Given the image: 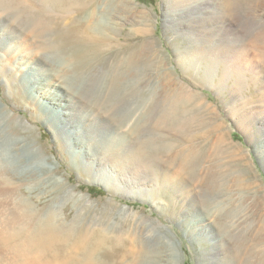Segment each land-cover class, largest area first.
<instances>
[{"label": "rangeland", "instance_id": "1", "mask_svg": "<svg viewBox=\"0 0 264 264\" xmlns=\"http://www.w3.org/2000/svg\"><path fill=\"white\" fill-rule=\"evenodd\" d=\"M13 1L28 8L26 0H0L4 9L10 4L0 11V231L53 220L63 228L111 230L134 249L140 242L147 264H234L236 257L264 264V92L249 73L228 70L226 58L204 56L208 49L217 54L227 39L254 35L264 66V0H240L241 26H224L214 16L220 0H132L136 27L148 22L151 33L127 40L134 27L127 23L116 37L139 45L149 40L154 66L152 83L128 76L118 90L134 85L138 92L122 110L123 123L91 101L106 94L115 57L88 70L68 67L64 55L32 63L10 31L23 34L29 13ZM108 18L100 14L99 21ZM46 67L64 77L75 97L64 93L61 104ZM151 122L149 167L145 157L137 163L127 154L137 150L136 141L142 145ZM104 146L117 159L103 156ZM189 148L198 154L187 168L181 163ZM226 191L231 197L221 196ZM14 260L0 245V264Z\"/></svg>", "mask_w": 264, "mask_h": 264}, {"label": "bare ground", "instance_id": "2", "mask_svg": "<svg viewBox=\"0 0 264 264\" xmlns=\"http://www.w3.org/2000/svg\"><path fill=\"white\" fill-rule=\"evenodd\" d=\"M21 2H17L18 4H13L14 1L10 3L15 5V7L20 5L21 8L24 4V2ZM25 2V6L28 8L24 9V6L22 8L29 13L25 12L27 17L29 15V20L25 22L28 26L23 29V34L16 37V30L10 31L14 38L18 40L16 43L27 46V52L25 53L29 60L34 64L45 65L46 54L64 55L70 62L69 66L67 64L65 66L74 70H88L98 62H103L107 65L108 60L111 57H115L116 66L113 68L114 71L108 80L106 94L102 97L93 98L91 101L100 111L113 112L112 116L118 123L125 122L126 118L122 114V110L127 105V101L138 98V92L134 85L130 87L131 90L129 92H119L118 90L126 87L128 76L136 77L142 75V84L145 87L152 83L153 79L154 62L151 42L145 38L141 45L124 43L121 38L116 37L123 31L127 23L134 25L131 33L129 32L125 36L127 40L136 38L138 35L145 37L150 35V23H143L142 29L136 27L138 17L135 11L136 4L132 0H26ZM239 4L242 5L240 0H220L216 5L217 7L213 9L214 16L215 14L219 15L218 17L224 21V26L233 24L241 26L240 14L243 9L240 10L242 6L238 8ZM9 5L4 9L3 3L0 2V11L7 10ZM105 13L109 17L108 21L107 23H101L99 16ZM214 18L213 23L218 24L219 20L216 21ZM2 19H4V14L0 12V23L4 22ZM247 24L249 25V23ZM248 25L245 27H249ZM237 29L239 28L237 27ZM247 33L244 34L247 35ZM244 36L243 38L241 37L243 39H241V42L240 38L237 40L240 42L239 44L236 40L235 43L231 44L227 39L223 48L219 49L217 47V54L210 53L211 50L209 49L205 50V59L211 61L214 60L215 56L226 58L229 62L226 66L228 70L236 67L237 71L249 73L252 77L253 86L257 84L258 92H264V82L262 83L264 81V66L262 62L258 61L259 49L257 43L260 38L254 35L252 37L247 35L248 37L244 39ZM20 48H13V51L21 54ZM31 69H35L34 66ZM43 71L46 77L49 76L53 79L50 84L62 91L58 95L62 105L67 98L64 99V93H69L75 97L64 77L62 80L58 79L51 67H46ZM114 97L119 99H114ZM151 102L147 106L148 113L155 110L154 108L156 107L155 103ZM74 103L77 104L75 101ZM64 106H67V104ZM148 120L151 119L149 118ZM152 126L151 122L144 128L143 134L146 135L145 139L144 136L142 137L144 139L141 143L142 145L139 144V141H136L135 144L138 147H134L137 150L135 149L136 151L132 152L130 150V153L127 154L130 158H133L134 162L136 160L137 163L139 161L143 163L144 160L142 161V159L144 157L146 158V165L148 164L149 166L150 162H153L151 160L154 143ZM194 150L189 148L184 152L181 166L190 167L191 161L194 159ZM99 151H101L103 156L117 159L114 148L110 146L100 147ZM120 159L121 157L118 158V161ZM196 160L198 159L194 161ZM14 169L18 170L19 168L15 167ZM27 169L28 167L26 166L22 170L26 171ZM162 174L165 175V172H162ZM9 177L15 178L16 175L11 173ZM167 179L172 180L170 176ZM227 193L230 192L226 191L221 196L225 197L228 195ZM214 194L216 195V193ZM228 196L231 197V194ZM229 217L230 215L226 214L223 220ZM8 226L0 231V245L4 250L13 253L15 257L14 264H147L149 261L146 262V258L149 256L142 243L140 244L138 241V246L136 247L135 245L136 249H134L123 242L119 236H112L111 230L63 228L55 224L53 220L36 222L32 230L25 226ZM115 247H120V251L115 252ZM236 258L234 259V264H240ZM243 258L239 262H244ZM167 261V259H164L163 262Z\"/></svg>", "mask_w": 264, "mask_h": 264}]
</instances>
